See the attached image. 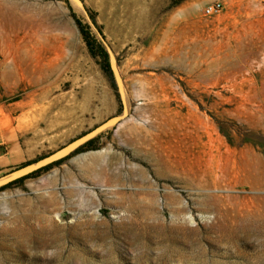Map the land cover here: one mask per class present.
Returning <instances> with one entry per match:
<instances>
[{
    "label": "rangeland",
    "instance_id": "obj_1",
    "mask_svg": "<svg viewBox=\"0 0 264 264\" xmlns=\"http://www.w3.org/2000/svg\"><path fill=\"white\" fill-rule=\"evenodd\" d=\"M173 1L0 0V101L26 97L43 69L52 81L56 151L37 158L55 157L54 163L96 140L48 171L35 174L49 165L39 161L0 175V264H264V235L221 236L214 215L197 209L207 190L156 176V162L144 157L158 149L177 164H216L231 181L211 191L236 198L240 208H264L263 188L237 183L245 169L264 165V0H238L232 9L224 3L212 17L204 16L203 4L187 17ZM93 19L108 45L113 79L77 24L99 39ZM17 75L25 86L17 87ZM129 126L145 129L148 142L129 143ZM92 165L124 181L98 183ZM138 169L157 189L158 206L150 211L128 200L133 194L143 200V188L150 189L137 184ZM67 188L81 193L86 206L42 211L65 228L60 245L46 235L45 247L17 249L4 229L26 210H40L52 192L64 202ZM170 194L186 205L187 224L174 216ZM123 195L125 203H115ZM148 211L153 218L144 220Z\"/></svg>",
    "mask_w": 264,
    "mask_h": 264
},
{
    "label": "bare ground",
    "instance_id": "obj_2",
    "mask_svg": "<svg viewBox=\"0 0 264 264\" xmlns=\"http://www.w3.org/2000/svg\"><path fill=\"white\" fill-rule=\"evenodd\" d=\"M125 133L126 136H129V140H128L129 143L133 144L135 142L142 145L143 143L146 144L148 142L147 131L140 127L129 126L128 128H126ZM144 157L148 162L151 163L156 162V164H154L155 165L154 171L156 176L172 179L173 181H176L179 184H184L189 188L207 190V192L203 196H200V198L197 200L196 202L197 209L203 214L214 215L213 217L214 226L218 228L219 231L222 233L221 236L229 237V239L237 241L241 237H243V235L250 236V234L252 233L264 235V208L256 207L255 209H245L243 208L244 206L240 208L237 204L234 203L235 202L234 200L236 198L223 197L218 193H214L213 191H211V190L214 191L221 190L224 182L226 183L229 180L231 181L229 175L225 172V169L223 170L222 168L218 167L216 164H199V166H196L195 164H177L178 162H174V161L170 162L171 160L169 161L164 159L162 150H158V149L156 151L145 150ZM90 171L95 173V175L93 174L94 180L98 183H104L106 185H110L114 182L121 183L124 181V179L120 175L112 176L109 174H105L104 168L98 169L97 167L94 166L93 168H90ZM136 171L139 175L137 184L141 186L146 185L149 186L150 188V189L146 187L143 188L144 190L143 200L137 201L134 198V194H133L128 197L129 199L127 197L125 198V196L123 195L124 197L114 202L118 203L119 205L122 204L123 202L125 203V200L128 199L132 204L131 205L132 208H137L144 211L153 210L158 206V194L156 192L157 189L154 190L152 188L151 181L148 179L146 172L144 170L138 169ZM244 172L245 175H243L242 179L238 177L237 183L240 184L250 183L251 186L264 189V165L258 167V169H253V168L245 169ZM86 175L87 174H85L84 176ZM250 185L248 184V186ZM81 196H82L81 193H76V191L68 189L64 192L65 201L62 202L61 197H59V195L56 192H52L51 195H49L46 198H43L40 201L41 212L39 209H36L34 207L31 208L30 210H26L25 214L23 216L21 215L22 217H20V219H17L12 223L11 225L12 227H10L11 229L5 228L4 232L16 238L15 246L19 250L26 248L27 246L33 244L34 242H38L39 244H42L45 247L44 244L46 242L47 237L51 242L59 243V241L62 239L61 237L62 235H60V232L64 227L53 221L50 216L44 215L42 211L44 210V212L46 213H53L54 211L56 212L57 210H60L63 204L66 206L67 205L70 206V208L72 206L74 208L78 207L81 209L82 207L86 206L87 203V201L83 197L81 198ZM77 197H79V199L76 200L75 198ZM89 198H90L89 201L92 204H94L95 199L93 197H89ZM169 200L172 206V211L174 216L184 221L185 222L184 224H187L188 220L189 219L191 220L192 218L190 216L183 215L188 210L186 205L182 202L180 196L175 194H170ZM149 211L146 214L142 213V218L144 220L153 218ZM138 215L141 218V215L140 214ZM79 226L82 227L83 225H79ZM46 235H50V236L46 237Z\"/></svg>",
    "mask_w": 264,
    "mask_h": 264
},
{
    "label": "crops",
    "instance_id": "obj_3",
    "mask_svg": "<svg viewBox=\"0 0 264 264\" xmlns=\"http://www.w3.org/2000/svg\"><path fill=\"white\" fill-rule=\"evenodd\" d=\"M217 1L226 3L232 9L238 0H186L178 7L185 16L194 17L201 4L210 5ZM17 77V87L26 83L24 78ZM37 79L29 81L30 91L26 97L12 103L0 101V175L8 174L43 154L56 151L52 146H56L54 132L57 115L55 105L49 102L53 92L49 71L43 69ZM60 118L65 129L63 122L67 117L62 113ZM54 160L55 157H51L38 164H50Z\"/></svg>",
    "mask_w": 264,
    "mask_h": 264
},
{
    "label": "trees",
    "instance_id": "obj_4",
    "mask_svg": "<svg viewBox=\"0 0 264 264\" xmlns=\"http://www.w3.org/2000/svg\"><path fill=\"white\" fill-rule=\"evenodd\" d=\"M186 0H174L171 4V7H175L178 6L180 4H182L183 2H185ZM93 21V25L94 27L98 30V34H99V39L95 38L94 36H92L91 32H90V28L83 25L80 21L77 20V24L79 26L80 32L88 46V49L90 51V54L92 55L93 58L95 59H99L101 61V64L103 63L104 68L103 70L113 79V73L110 67V57H109V53H108V45L106 43L105 37L103 36L102 32L100 31L97 23L95 22V19L92 20ZM95 139L88 141L86 144H84L83 146L79 147L78 149H76L73 153H71V155H68L67 157L60 159L54 163H51L45 167H43L42 169L38 170L36 173H40L42 171H48L50 169H52L53 166L55 165H60L63 164L65 161H67L70 157L83 153L85 151L90 150V147H92L93 143H95ZM43 158H37L35 160L32 161H28L26 163H24L22 166L23 167H28L31 166L33 164L38 163L39 161H41ZM34 174H29L26 175L18 180H15L13 182H11L10 184L6 185L4 188H9L12 185H16L19 183H23L25 180L31 178Z\"/></svg>",
    "mask_w": 264,
    "mask_h": 264
},
{
    "label": "built area",
    "instance_id": "obj_5",
    "mask_svg": "<svg viewBox=\"0 0 264 264\" xmlns=\"http://www.w3.org/2000/svg\"><path fill=\"white\" fill-rule=\"evenodd\" d=\"M224 9H225V4L221 1H217L210 5H207L203 9V14L206 17H212V16L222 13Z\"/></svg>",
    "mask_w": 264,
    "mask_h": 264
}]
</instances>
